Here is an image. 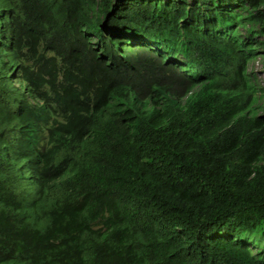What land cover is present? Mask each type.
I'll return each instance as SVG.
<instances>
[{"label": "trees", "instance_id": "1", "mask_svg": "<svg viewBox=\"0 0 264 264\" xmlns=\"http://www.w3.org/2000/svg\"><path fill=\"white\" fill-rule=\"evenodd\" d=\"M258 34L264 0H0V264H264Z\"/></svg>", "mask_w": 264, "mask_h": 264}, {"label": "rangeland", "instance_id": "2", "mask_svg": "<svg viewBox=\"0 0 264 264\" xmlns=\"http://www.w3.org/2000/svg\"><path fill=\"white\" fill-rule=\"evenodd\" d=\"M191 1L193 0H189V2ZM239 36L243 40H246L247 32L242 30ZM263 38L264 35L258 34L254 40L261 41ZM257 53L258 54L255 57L249 60L247 65V73L253 85H255V87H257L259 90L264 91V59L262 58V54H264V52L261 49H258ZM262 95H264V93ZM261 100L264 102V97L260 98V101L257 103L258 105L261 104ZM257 113L260 115L264 114V106L262 109H258ZM247 246L253 252V254L264 252V240L257 243L249 242L247 243Z\"/></svg>", "mask_w": 264, "mask_h": 264}]
</instances>
